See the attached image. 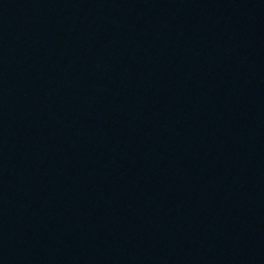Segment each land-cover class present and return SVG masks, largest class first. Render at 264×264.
<instances>
[{"label": "water", "instance_id": "water-1", "mask_svg": "<svg viewBox=\"0 0 264 264\" xmlns=\"http://www.w3.org/2000/svg\"><path fill=\"white\" fill-rule=\"evenodd\" d=\"M0 264H264V0H0Z\"/></svg>", "mask_w": 264, "mask_h": 264}]
</instances>
